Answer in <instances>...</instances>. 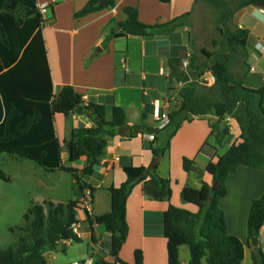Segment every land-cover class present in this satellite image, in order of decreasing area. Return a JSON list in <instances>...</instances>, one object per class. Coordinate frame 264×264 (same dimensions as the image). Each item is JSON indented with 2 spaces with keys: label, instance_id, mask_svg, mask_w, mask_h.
I'll return each instance as SVG.
<instances>
[{
  "label": "trees",
  "instance_id": "obj_1",
  "mask_svg": "<svg viewBox=\"0 0 264 264\" xmlns=\"http://www.w3.org/2000/svg\"><path fill=\"white\" fill-rule=\"evenodd\" d=\"M168 4L170 0H156ZM218 15L221 31L216 52L203 51L207 62L203 67L214 77V83L204 86L206 97L197 94L198 75H186L172 69L176 81L184 83L179 91L177 107L169 112V124L162 130L151 129L154 139L148 149L154 157H163L169 142L180 125L195 117L212 115L218 121L211 127L215 142L221 144L229 138L227 119H232L239 129L240 142L232 144L216 162L205 167L212 177L211 185L201 183L199 188L184 187L180 192L183 202L192 205L195 211L169 206L164 214V236L166 239L167 264H182L179 248L186 246L190 256L187 264H241L244 246L250 247L252 237H258L264 226V194L253 200L249 207L246 243L228 233L221 200L226 196V181L240 166L264 171V86L248 89L237 81L232 66L239 49H244L248 32L233 24V15L248 5L264 6V0H203ZM102 3V4H101ZM114 6V0H91L74 17L80 18L93 12ZM126 20L118 24L125 35L142 36L173 28L185 14L165 25L147 26L139 22L138 12L125 8ZM46 20L38 10L37 0H0V155L23 161L28 160L45 173L64 171L70 173L76 184V192L94 191L84 182L79 173L90 176L99 163L107 146V137L118 134L126 126L124 112L119 107L107 108L96 103H85L73 87L64 86L53 94L52 82L44 63L40 29ZM229 23L232 25L230 28ZM110 38V37H109ZM175 61L172 60V67ZM194 69V66H192ZM142 120L153 113L148 100H143ZM61 114L90 119L88 128L72 129L68 140L62 143L56 136L54 116ZM109 116V117H108ZM224 126L220 128V124ZM139 126L131 129H138ZM158 143L157 146H153ZM66 150L65 162L73 164L84 158L81 170L64 165L61 150ZM185 173L194 171V161L183 158ZM149 171L142 169L136 174L126 175L118 188L110 187V211L100 216L86 214V221L102 225L110 235L109 256L113 264H126L118 259L128 236L126 202L131 192ZM0 180L9 181L0 169ZM217 182L216 189L211 187ZM151 194L156 200H169V181L152 175L149 182ZM79 201L66 203L46 201L32 205L24 215V225L18 228L15 248L0 250V264H48L46 255L56 252L64 242L81 243L73 226L78 224ZM261 251V250H260ZM262 264L264 252L261 251ZM252 263L258 264L252 253ZM95 264H110L96 262ZM142 264L140 251L134 253V263Z\"/></svg>",
  "mask_w": 264,
  "mask_h": 264
},
{
  "label": "crops",
  "instance_id": "obj_2",
  "mask_svg": "<svg viewBox=\"0 0 264 264\" xmlns=\"http://www.w3.org/2000/svg\"><path fill=\"white\" fill-rule=\"evenodd\" d=\"M89 1L37 0L38 6L48 5L40 36L53 94L64 86H71L86 104L96 103L123 110L126 126L120 128L116 136L106 138L107 146L93 174L85 176L79 173V176L94 188L91 215L100 216L110 211V187L118 188L125 182L127 173L136 174L142 169L149 171L151 175L135 186L127 199L129 232L117 257L119 261L133 264L134 253L138 250L142 264H167L165 212L170 205L195 211L192 205L181 200V190L186 186L199 188L203 182L211 185L212 177L205 172V167L216 162L232 144L240 142L239 129L232 119L226 120L229 138L217 144L211 135V127L216 126L218 119L212 115L195 117L180 125L163 157H154L147 146L152 142L147 140V135L154 136L150 131L156 128V124L153 113L142 120L143 100L163 111L170 112L177 107L179 91L184 83L181 85L182 82L171 77L172 69L186 75L189 72L198 75L197 94L206 97L209 91L204 82L208 87L213 83L208 82L210 73L203 67L207 62L203 51L211 53L220 49L219 45H213L221 38L218 15L203 0H170L168 4L156 0H114L113 7L75 18L74 15ZM125 8L136 9L139 22L147 26L165 25L185 14L188 17L166 31L142 36L125 35L118 28V24L126 20ZM232 21L248 32L245 48L236 54L233 76L243 87L258 89L264 86V6L248 5L234 13ZM172 60L175 62L171 67ZM183 62L188 63L186 68H183ZM144 91L148 92L147 97H144ZM91 125V120L85 117L54 116L56 136L61 143L69 139L72 129ZM135 126L140 128L132 130ZM223 126L221 123L220 128ZM225 145L228 146L223 151ZM62 150V163L81 170L84 158L77 161L78 165L68 164ZM183 158L193 160L197 172L185 173ZM152 175L169 181V200L153 198L149 183ZM76 187L75 184V190ZM262 194V170L240 166L226 181V196L220 206L228 233L243 244L247 239L250 204ZM84 196V192H75L74 200L81 202ZM77 218L76 236L88 246L86 257L78 260L91 257L93 264H113L114 260L109 256L111 238L105 228L95 223L90 225L83 211H78ZM257 239L260 250L264 252V226ZM71 244L61 243L57 251L65 253V247ZM183 248H179V260L187 264L190 256L188 249L184 251ZM56 252L47 254L46 260H55ZM252 253L251 245H245L241 264H253Z\"/></svg>",
  "mask_w": 264,
  "mask_h": 264
},
{
  "label": "rangeland",
  "instance_id": "obj_3",
  "mask_svg": "<svg viewBox=\"0 0 264 264\" xmlns=\"http://www.w3.org/2000/svg\"><path fill=\"white\" fill-rule=\"evenodd\" d=\"M229 25L232 28L230 23ZM62 152L65 158L66 150L63 149ZM194 168L192 172H197L195 165ZM0 169L9 177L8 182L0 180V250H5L16 247L21 235L18 228L24 225L23 217L32 205H42L46 201L66 203L74 200L76 191L70 173L59 170L45 173L28 160L19 161L8 155H0ZM65 249V253L60 250L55 253V260L48 258V264H71L79 261V258L86 257L88 246L82 241L72 243ZM183 249L185 251L187 247L184 246Z\"/></svg>",
  "mask_w": 264,
  "mask_h": 264
},
{
  "label": "built area",
  "instance_id": "obj_4",
  "mask_svg": "<svg viewBox=\"0 0 264 264\" xmlns=\"http://www.w3.org/2000/svg\"><path fill=\"white\" fill-rule=\"evenodd\" d=\"M47 8H48L47 4L38 6V10H39V12L42 15V18L44 20H45ZM262 50H264V47H262ZM187 65H188L187 62H183V68H186ZM209 78L210 79H208V82L210 81L211 83H214V77L210 75ZM182 84L183 83H181V85ZM143 95H144V97H147L148 96V92L144 91ZM152 107H153V115H152V117H153L154 122L156 124V128L155 129L162 130L169 124V112L168 111H163L158 106H155V105L154 106L152 105ZM153 139H154L153 135H151V134L147 135V140L153 141ZM84 193H85L84 198L81 200V202H79L80 203L79 204V209H80V211H83L85 213V215L86 214H91V210H92V194H91L90 190H86ZM77 228H78V224L73 226L74 233L77 231ZM71 264H93V259L90 257V258H86L84 260L75 261V262H73Z\"/></svg>",
  "mask_w": 264,
  "mask_h": 264
},
{
  "label": "water",
  "instance_id": "obj_5",
  "mask_svg": "<svg viewBox=\"0 0 264 264\" xmlns=\"http://www.w3.org/2000/svg\"><path fill=\"white\" fill-rule=\"evenodd\" d=\"M222 125H223V123H222ZM217 185H218L217 182H215L213 184V186L211 187V192H213L216 189ZM250 245L253 248V253L256 256V259H257L258 264H262V256H261L260 248L258 246V239H257V237H252L250 239Z\"/></svg>",
  "mask_w": 264,
  "mask_h": 264
}]
</instances>
